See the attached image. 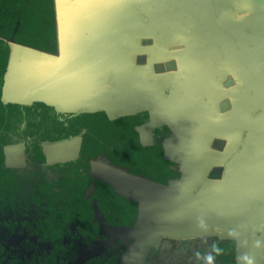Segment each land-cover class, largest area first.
<instances>
[{
  "label": "crops",
  "instance_id": "0c3cea01",
  "mask_svg": "<svg viewBox=\"0 0 264 264\" xmlns=\"http://www.w3.org/2000/svg\"><path fill=\"white\" fill-rule=\"evenodd\" d=\"M147 3L54 0L55 53L10 41L7 70L18 97L10 101L25 94L45 98L31 101L54 96L59 103L66 96H94L105 100L101 109L115 111L108 102L123 109L127 98L138 97L149 112L161 105L163 112L174 111L177 122L168 125L180 144L181 167L186 158L187 170L200 174L201 196H195H207V205L234 222L236 264H264V51L253 52L255 42L241 40L238 27L215 20L211 0ZM205 19L218 22L212 27ZM203 37L205 46L217 48L212 55L204 54ZM242 63L251 69L244 71ZM218 137L238 145L233 158L239 161L215 163L225 151L211 147ZM219 164L221 175L211 176Z\"/></svg>",
  "mask_w": 264,
  "mask_h": 264
},
{
  "label": "trees",
  "instance_id": "16d2710c",
  "mask_svg": "<svg viewBox=\"0 0 264 264\" xmlns=\"http://www.w3.org/2000/svg\"><path fill=\"white\" fill-rule=\"evenodd\" d=\"M10 41L55 53L54 0H0V253L5 237L17 232L34 251L14 264H119L125 241L111 236L110 228L133 226L144 205L142 196L125 193V182L135 179L145 188L181 176V159L165 150L172 129L151 124L138 97L127 98L113 117L97 108L67 112L42 100L4 101ZM76 136L74 159L46 163L43 143ZM17 143L24 144L27 163L7 166L4 147ZM98 159L120 175L96 176ZM208 247L215 264H236L234 238L213 234Z\"/></svg>",
  "mask_w": 264,
  "mask_h": 264
},
{
  "label": "rangeland",
  "instance_id": "374dc122",
  "mask_svg": "<svg viewBox=\"0 0 264 264\" xmlns=\"http://www.w3.org/2000/svg\"><path fill=\"white\" fill-rule=\"evenodd\" d=\"M147 1V6L154 5V0ZM206 3L207 2H205V5ZM213 10H215L217 14V19L215 20L225 22L228 28L234 26L239 28L241 40L248 43H250V41L253 43L255 42L253 47H249L250 50L257 53H262L264 51V33L258 32L259 27L264 30V0H211L210 12ZM207 17H209V13ZM208 20L205 19L206 22ZM215 20L210 19L208 23L214 27L213 23L218 22ZM203 39L200 46L204 51H207V53L205 52L204 54L212 55V51L217 48L208 47L209 45L205 46L206 42L208 43L209 40H207V37H203ZM241 65L243 70L247 72L251 69L252 64L242 63ZM5 81L6 84L4 82L3 87V100L10 101L18 98L11 94L12 80L8 70L6 71ZM237 83L240 85L241 81H237ZM21 97L22 101L16 102L29 103L31 99L35 97H43V99H45L44 96L26 94ZM66 97L65 102L59 99V103L57 97L54 98V96H47L46 101H49V103L53 104L55 107L57 106L56 108L58 110L67 112L96 108L101 109L100 105L104 106L105 102L104 99L100 101L94 98V96L88 97L86 100L83 99V96ZM107 105H114L117 107L115 111L111 110V108H107L108 111H106L110 117L123 112L122 107L119 109L121 105L119 106L112 102H108ZM150 111L151 124H168L172 121L177 122L173 117L174 111H171L172 114L169 111L163 112L162 105ZM143 129L145 130L143 133L146 135L149 128L144 127ZM175 129L182 130L179 126H175ZM182 134H184L183 131ZM218 139L219 137L212 141L211 147L217 151L219 148H224L223 150L225 151L221 152L222 155L220 158L214 160L215 163L226 162L229 164L233 160L239 161L238 155L236 156L237 159L233 158L236 155V149L234 150V147L238 145L230 142L225 144ZM79 141V136H76L63 141L44 143L43 148L47 163L76 157ZM179 148L180 144L176 143L174 137L170 136L165 140V150L169 156L176 154V151L179 153ZM227 150L230 151V153H228L229 155L226 153ZM4 151L7 165L23 166L25 164L26 158L22 144L7 145ZM182 151H184V149ZM213 153L217 154L218 152ZM184 155L183 153V156ZM186 160L187 159L184 158V164H182L184 168L181 171L179 179L171 180L166 185L148 182L144 186L145 188H143L141 181L126 179L127 181L124 186L126 190L125 193L136 197L142 196L144 205L139 219L133 226H116L110 228L111 236L114 238H121L125 241L124 251L119 258V264H209L206 257L209 255L208 245L211 235L219 234L220 236H227L235 239L234 233L236 232V226L234 222L223 214H220L218 211L221 209H218L217 205L214 207L212 204L207 205V196H204L203 199L200 198L201 192L197 194L199 191L198 182L200 180L198 181V179L200 174L196 176L192 169L187 170L185 167L187 165ZM244 162V164H247L246 161ZM108 166L109 164L104 159H98L93 162V172L96 176L103 178H113L115 174L120 175L121 172L115 168L110 169ZM216 166L217 167L210 172L211 176L215 175L218 177L221 175H219V173H221V167H218L221 165L219 164ZM215 184V182H211L210 186H214ZM138 188H143L145 192ZM202 194H204V192H202ZM195 195L200 196L196 197ZM20 235L18 234L11 238L9 240V245L18 247L20 245ZM157 236H161L165 240L160 242ZM215 263L216 261L212 260L211 264Z\"/></svg>",
  "mask_w": 264,
  "mask_h": 264
},
{
  "label": "flooded vegetation",
  "instance_id": "af4514ba",
  "mask_svg": "<svg viewBox=\"0 0 264 264\" xmlns=\"http://www.w3.org/2000/svg\"><path fill=\"white\" fill-rule=\"evenodd\" d=\"M45 143H51V142H45ZM17 144H22L23 145V152H24V144L23 143H17ZM43 151H44V148H43ZM4 154H5V151H4ZM24 155H25V153H24ZM25 158H26V162H25V164L23 166H25L26 163H27L26 155H25ZM74 158H72V159H74ZM67 160H71V159H67ZM62 161H66V160H62ZM56 162H58V161H56ZM46 163H47V160H46ZM5 164H6V161H5ZM48 164H50V163H48ZM7 166H9V165H7ZM23 166H12V167H23ZM18 234L19 235L21 234L20 235L21 236L20 245L18 247L10 246L9 245V240L11 238H13L14 236L18 235ZM25 241H26L25 240V235L23 233H17L16 232V233H12V234L6 236L5 239L3 240V243H2L3 250L0 253V260H1L2 256H3V260L1 261L0 264H14L13 261L16 263V260H17L18 256H21L22 259H24V256L30 255V252L34 251V248H32V247L30 248V247L26 246L27 243ZM35 241H36V237H30L29 238V242L35 243ZM27 264H32V263H31V261H29Z\"/></svg>",
  "mask_w": 264,
  "mask_h": 264
},
{
  "label": "clouds",
  "instance_id": "9594fccd",
  "mask_svg": "<svg viewBox=\"0 0 264 264\" xmlns=\"http://www.w3.org/2000/svg\"><path fill=\"white\" fill-rule=\"evenodd\" d=\"M216 251L219 252V251H221V249L217 248ZM206 259H207V261L209 262V264H211V262H212V260H213V257H212V255H208V256L206 257ZM249 264H251V261H249Z\"/></svg>",
  "mask_w": 264,
  "mask_h": 264
},
{
  "label": "bare ground",
  "instance_id": "6f19581e",
  "mask_svg": "<svg viewBox=\"0 0 264 264\" xmlns=\"http://www.w3.org/2000/svg\"><path fill=\"white\" fill-rule=\"evenodd\" d=\"M134 9H135V7H134ZM119 14H120V13H119ZM112 17H113V16H112ZM112 17H111V18H112ZM107 18H108V17H107ZM113 20H114V18H113ZM112 22H113V21H112ZM73 27H74V26H73ZM97 62H98V61H97ZM91 68H92V67H91ZM96 70H97V69H96Z\"/></svg>",
  "mask_w": 264,
  "mask_h": 264
}]
</instances>
